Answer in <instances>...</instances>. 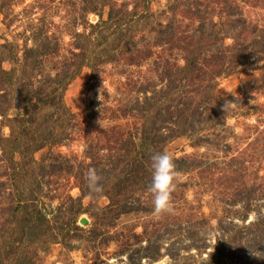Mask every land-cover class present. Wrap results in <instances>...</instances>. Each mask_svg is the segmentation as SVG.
Segmentation results:
<instances>
[{
	"label": "rangeland",
	"instance_id": "1",
	"mask_svg": "<svg viewBox=\"0 0 264 264\" xmlns=\"http://www.w3.org/2000/svg\"><path fill=\"white\" fill-rule=\"evenodd\" d=\"M0 264H264V0H0Z\"/></svg>",
	"mask_w": 264,
	"mask_h": 264
},
{
	"label": "clouds",
	"instance_id": "2",
	"mask_svg": "<svg viewBox=\"0 0 264 264\" xmlns=\"http://www.w3.org/2000/svg\"><path fill=\"white\" fill-rule=\"evenodd\" d=\"M149 158L152 174L151 183L147 190L152 197L153 212L156 215L170 213L173 211V193L179 175L175 159L171 154L164 151L152 153ZM101 180L102 176L98 174L96 168L90 167L87 169L86 182L89 189L95 193L102 192Z\"/></svg>",
	"mask_w": 264,
	"mask_h": 264
},
{
	"label": "trees",
	"instance_id": "3",
	"mask_svg": "<svg viewBox=\"0 0 264 264\" xmlns=\"http://www.w3.org/2000/svg\"><path fill=\"white\" fill-rule=\"evenodd\" d=\"M2 72H5L4 70H2Z\"/></svg>",
	"mask_w": 264,
	"mask_h": 264
}]
</instances>
